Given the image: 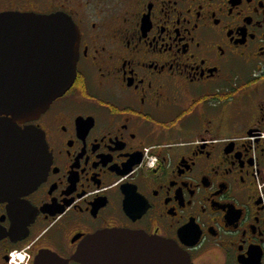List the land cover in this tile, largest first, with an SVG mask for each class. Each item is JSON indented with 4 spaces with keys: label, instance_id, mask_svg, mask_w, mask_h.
<instances>
[{
    "label": "flooded vegetation",
    "instance_id": "obj_1",
    "mask_svg": "<svg viewBox=\"0 0 264 264\" xmlns=\"http://www.w3.org/2000/svg\"><path fill=\"white\" fill-rule=\"evenodd\" d=\"M10 13L66 14L80 37L71 89L19 123L45 134L37 186L0 144V264H83L117 230L264 264V0H0Z\"/></svg>",
    "mask_w": 264,
    "mask_h": 264
},
{
    "label": "water",
    "instance_id": "obj_2",
    "mask_svg": "<svg viewBox=\"0 0 264 264\" xmlns=\"http://www.w3.org/2000/svg\"><path fill=\"white\" fill-rule=\"evenodd\" d=\"M79 37L66 14L0 15V133L6 134L0 144L9 153L26 155L14 157V163L26 162V187L45 177L50 154L45 134L33 126L23 130L19 123L35 120L71 89ZM22 178L15 176L16 184ZM76 259L83 264H193L172 240L119 230L87 237Z\"/></svg>",
    "mask_w": 264,
    "mask_h": 264
}]
</instances>
